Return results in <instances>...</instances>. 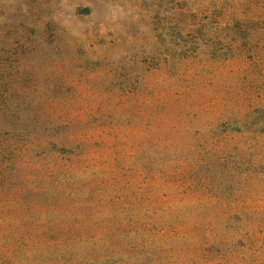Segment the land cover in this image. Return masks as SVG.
Masks as SVG:
<instances>
[{
    "label": "trees",
    "instance_id": "obj_1",
    "mask_svg": "<svg viewBox=\"0 0 264 264\" xmlns=\"http://www.w3.org/2000/svg\"><path fill=\"white\" fill-rule=\"evenodd\" d=\"M127 74L110 99L125 126L99 103L75 112L9 92L0 74V264H263L264 222L237 201L251 145L227 135L233 113L204 118L224 105L206 101L202 74L187 99L177 84L142 95L145 80ZM11 77L37 87V76Z\"/></svg>",
    "mask_w": 264,
    "mask_h": 264
},
{
    "label": "rangeland",
    "instance_id": "obj_2",
    "mask_svg": "<svg viewBox=\"0 0 264 264\" xmlns=\"http://www.w3.org/2000/svg\"><path fill=\"white\" fill-rule=\"evenodd\" d=\"M249 22L244 36L234 38V25ZM176 61L188 63L178 68ZM15 72L37 76V87L22 88L11 77ZM197 73L205 76L206 101L224 105L204 118L233 113L227 135L250 142L237 201L259 211L264 222V0H0V74L9 92L45 94L75 112L88 105L94 112L99 103L125 126L120 102L110 100L123 95L117 85L123 74L145 80L142 95L177 84L187 99L184 85H201ZM250 123V131L241 132ZM123 135L144 139L143 133ZM260 257L264 261V251Z\"/></svg>",
    "mask_w": 264,
    "mask_h": 264
}]
</instances>
